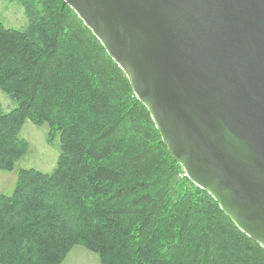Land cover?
Returning a JSON list of instances; mask_svg holds the SVG:
<instances>
[{"label":"trees","instance_id":"trees-1","mask_svg":"<svg viewBox=\"0 0 264 264\" xmlns=\"http://www.w3.org/2000/svg\"><path fill=\"white\" fill-rule=\"evenodd\" d=\"M0 21V170L27 151L24 121L60 136L51 172L23 168L0 195V264H264V250L185 176L125 73L63 0H16ZM49 136V139H50Z\"/></svg>","mask_w":264,"mask_h":264},{"label":"water","instance_id":"water-1","mask_svg":"<svg viewBox=\"0 0 264 264\" xmlns=\"http://www.w3.org/2000/svg\"><path fill=\"white\" fill-rule=\"evenodd\" d=\"M170 155L264 250V0H63Z\"/></svg>","mask_w":264,"mask_h":264},{"label":"rangeland","instance_id":"rangeland-1","mask_svg":"<svg viewBox=\"0 0 264 264\" xmlns=\"http://www.w3.org/2000/svg\"><path fill=\"white\" fill-rule=\"evenodd\" d=\"M0 21L5 27L23 28L27 18L22 5L16 0H0ZM0 105L7 111L14 106L9 96L0 90ZM46 123L36 125L25 120L19 131V137L27 141V151L19 158L11 171L0 170V195H9L14 189L17 173L23 168H34L41 172H51L60 154V136L49 135ZM50 136V139H49Z\"/></svg>","mask_w":264,"mask_h":264},{"label":"crops","instance_id":"crops-1","mask_svg":"<svg viewBox=\"0 0 264 264\" xmlns=\"http://www.w3.org/2000/svg\"><path fill=\"white\" fill-rule=\"evenodd\" d=\"M60 264H100V260L96 253L81 245H74Z\"/></svg>","mask_w":264,"mask_h":264}]
</instances>
